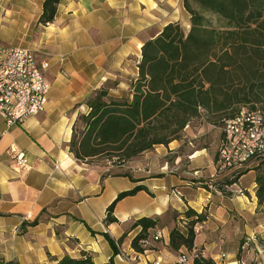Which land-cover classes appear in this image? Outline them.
<instances>
[{
	"label": "crops",
	"instance_id": "crops-1",
	"mask_svg": "<svg viewBox=\"0 0 264 264\" xmlns=\"http://www.w3.org/2000/svg\"><path fill=\"white\" fill-rule=\"evenodd\" d=\"M45 1L0 0V44L29 49L40 62L49 61L51 84L43 112L13 126L0 118V262L55 264L86 253L98 264H174L181 252L169 247L171 213L181 220L193 209L207 215L194 244L203 257L239 264V250L232 258L223 252L225 235L230 231L241 243L254 233L257 225L250 221L260 210L256 171L236 185H222L215 167L220 131L212 142H203L187 126L183 139L144 152L129 162V171L110 172L76 159L69 149L74 126L89 112L95 91H127L138 76L143 44L169 23L189 26L183 0H60L55 20L46 25L40 22ZM249 174L252 183L239 187ZM138 185L149 192L118 202V222L106 225L109 205ZM143 217L158 218L159 226L149 231L153 249L143 246L145 254L132 263L130 258L139 256L132 241L142 230L132 225ZM158 232L160 241L153 239ZM105 234L117 242L118 254ZM222 254L226 259L220 261Z\"/></svg>",
	"mask_w": 264,
	"mask_h": 264
},
{
	"label": "trees",
	"instance_id": "trees-1",
	"mask_svg": "<svg viewBox=\"0 0 264 264\" xmlns=\"http://www.w3.org/2000/svg\"><path fill=\"white\" fill-rule=\"evenodd\" d=\"M59 2H44L42 24L55 20ZM183 3L189 15L188 29L180 22L169 23L143 44L138 76L126 95L112 97L110 88L102 87L90 97L89 112L79 117L69 144L76 159L85 161L111 153L130 161L158 145L178 140L201 110L223 114V121L246 105L255 109L260 102L264 113V0ZM80 124L83 127L78 132ZM252 169L257 171H241L230 184H237ZM255 181L259 206L264 207V173L256 172ZM143 190L149 192L143 185L121 192L107 208L106 225L118 222L114 215L118 202ZM185 218L189 220L186 231L174 227L169 236V247L181 254L194 247V226L205 222L207 215L188 209ZM158 226V218L138 219L132 228L142 230L133 239L132 248L143 253L140 241ZM105 236L118 254L117 242L109 234ZM55 264L98 263L85 253L82 258L64 257ZM193 264L216 263L199 256Z\"/></svg>",
	"mask_w": 264,
	"mask_h": 264
},
{
	"label": "built area",
	"instance_id": "built-area-1",
	"mask_svg": "<svg viewBox=\"0 0 264 264\" xmlns=\"http://www.w3.org/2000/svg\"><path fill=\"white\" fill-rule=\"evenodd\" d=\"M49 68V61L40 62L29 49L0 44V118L7 125L21 124L45 110L51 90L46 74ZM219 129L221 136L215 158L218 176L235 179L248 163L264 157V113L258 106L255 109L243 107L234 117L224 119ZM18 159L25 167L24 155L20 154ZM194 230L199 233L198 224ZM153 239H163L162 233H156ZM147 243L149 238L140 241L143 246ZM145 252L130 258V262L140 261ZM199 256L203 253L194 246L180 254L174 264H192ZM225 258L222 254L220 261ZM153 264H161V261Z\"/></svg>",
	"mask_w": 264,
	"mask_h": 264
},
{
	"label": "rangeland",
	"instance_id": "rangeland-1",
	"mask_svg": "<svg viewBox=\"0 0 264 264\" xmlns=\"http://www.w3.org/2000/svg\"><path fill=\"white\" fill-rule=\"evenodd\" d=\"M183 26L185 27V29H188V26L186 24H183ZM128 90H129V88H128ZM127 91H121L119 93L110 92V94L112 95V97L118 98L122 95H126ZM249 105H251V104H249ZM249 105H246L247 108H251V106H249ZM256 105L258 107H263V104L260 102H257ZM241 106H243V105H241ZM224 116L225 115H223V114H210L204 110H201V114L198 117H195L194 119H192L190 121L189 126H190V128L195 129L194 133H197V135L200 133L199 134L200 137L198 139H203V140H201L203 142H212L214 132L220 131L219 128H220V125L222 122L221 118ZM82 127H83L82 124H80V128H78V132L81 131ZM199 129H200V131L197 132ZM184 134H185V131H183L181 133L178 140L183 139ZM158 146H161V145H158ZM158 146H156V147H158ZM111 155H113V156L111 157ZM141 156L142 155H140L139 157H141ZM132 160H134V159H132ZM132 160L124 161L121 158H119L117 156V154L115 155V154H111V153H108V154H105L103 156H99V157H96L93 159H89V161L92 164H99L102 168L109 169L110 172L115 171V169H118L120 167H122L121 168L122 171H129L128 170V167H130L129 162H131ZM258 167H259V170L257 169ZM249 168H255L257 170L256 172L264 173V158L262 161H259V162L257 160H255L253 162L248 163L242 170H240V172L241 171L244 172ZM253 177L254 176L252 174L247 175L241 181V184L239 187L249 186L253 181ZM221 181H222V185H225V184H227V182H230L231 179L222 177ZM212 186H213V188H215L214 185H212ZM243 193H244V191L242 190V193H240V194H243ZM259 209L260 210H259V213H258L256 219L254 221H250L251 226H254V224H255V225H257L255 227H258V228H255V227L253 228V232H254L253 235H244L243 238L241 239V243H240V241H238L237 238H234L232 232L226 231V235H225L226 237H225V244L223 246V252H225L228 255L227 258L228 257L232 258L233 255L235 256L237 254L238 250L239 251L241 250L240 262H242V260H244L246 262V264H264V226H259V223H264V207H260ZM171 217H174V220H175V226L174 227H178L179 229H181L182 231L185 232L186 227H188L189 220H187L185 217L182 218L181 220H179L178 215L175 216V214H173V213H171ZM218 222H219V225H226L227 224V220H224V221L218 220ZM211 223L212 222H210V225H211ZM233 223H234L233 220H231V224H233ZM197 224L199 225V223H197ZM194 232H195V230H194ZM196 234L197 233H195V235ZM160 240H162V239H159L156 241H160ZM117 246H118V244H117ZM144 246H146V248H148V249H153V246H151L150 241H149V243H147ZM239 247H241V248L239 249ZM183 251H186V250L184 249ZM137 253L141 254L140 252H137ZM177 253H179V252H177ZM240 262H239V264H241Z\"/></svg>",
	"mask_w": 264,
	"mask_h": 264
}]
</instances>
